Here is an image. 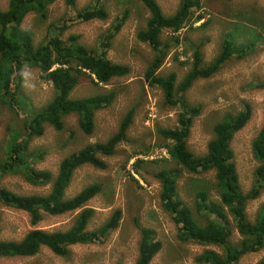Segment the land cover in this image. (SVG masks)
<instances>
[{"label":"rangeland","instance_id":"1","mask_svg":"<svg viewBox=\"0 0 264 264\" xmlns=\"http://www.w3.org/2000/svg\"><path fill=\"white\" fill-rule=\"evenodd\" d=\"M101 1L107 14L104 19L81 20L77 17V12L94 0H75L74 7L66 5L64 0H55L47 7L45 18L30 12L23 19L22 27L33 31L35 45L55 33H61L60 38L64 41L71 35H77L78 42L89 50L105 53L104 57L111 62L130 67L128 74L113 77L107 84H95L94 78L92 80L88 74L80 75L70 92L71 98L114 90L115 99L109 106L95 111L90 134L80 128L76 113L63 117L61 130L45 123L41 135L27 140L26 162L29 168L49 170L52 176L56 175L63 157L88 143L106 140L117 130L125 113L133 108L126 140L117 145L113 155L101 156L106 168L83 164L74 170L64 192L65 198L72 197L92 183H99L102 188L81 208L59 215L41 212L40 221L33 225L26 212L0 203V240H20L34 228L66 230L84 207L94 210L87 225L88 231L100 228L116 209L121 212L118 225L92 242L69 245L65 256L41 247L32 256H1L0 264H134L140 240L139 226L154 230L155 238L161 243L149 264H205L195 258L203 250L221 252L222 247L179 240L178 225L162 206L161 184L155 177L163 168L178 167L170 159L167 147L170 141L158 131L177 126L181 109L179 105L170 106L162 90L149 86L144 79L145 69L154 52L148 43L136 38V33L145 28L149 12L140 0ZM156 1L165 15L173 14L179 4V0ZM200 3L199 8L193 9V18L188 25L177 32L162 31L161 39L169 44V48L156 73L164 76L174 72L178 84L191 67V55L196 46L201 45L203 62L208 63L220 52L223 38L228 36L232 39L237 50L212 75L195 80L184 94L189 105L200 106L199 114L190 126L187 148L194 155L203 156L208 141L214 136V124L225 114H235L248 104L251 116L231 140L239 183L246 192L252 186L257 166L251 142L264 120V88L258 86L264 82V0H200ZM7 5L8 0H0L1 9L5 10ZM124 11L127 18L107 40V31L112 29ZM202 23H205L203 27L200 26ZM177 34L187 37V40L174 44L171 37ZM101 42H107L108 47H102ZM43 75L36 66L25 64L13 108L0 98V161L6 154L7 144L21 135L24 116L46 105L54 96L52 83ZM39 151L43 152L42 157L37 156ZM136 159H142L138 166L134 164ZM181 171L182 175L177 180L178 194L203 224V215L195 213V192L206 190L210 198L218 199L214 170L193 173L181 168ZM51 183L33 185L26 181L23 172L0 175V187L24 195L46 194ZM263 208L264 187L256 198L247 201V218L254 222ZM240 238L234 223L231 224L229 243L237 244ZM263 256L264 246L242 255L236 264H256Z\"/></svg>","mask_w":264,"mask_h":264},{"label":"trees","instance_id":"2","mask_svg":"<svg viewBox=\"0 0 264 264\" xmlns=\"http://www.w3.org/2000/svg\"><path fill=\"white\" fill-rule=\"evenodd\" d=\"M54 1L8 0L7 8L5 10L0 8V98L7 106L13 108L25 64L39 68L43 76L52 83L55 91L46 105L24 116V129L21 135L7 144L6 154L0 161V175L6 172H23L26 181L33 185H43L52 181L51 188L46 194L24 195L0 187V203L26 212L33 225L40 221L41 212L59 215L79 209L101 191L99 183H92L72 197H64L65 189L77 167L89 164L99 169L106 168L101 156L113 155L117 145L126 140V132L134 113L133 108L129 109L121 119L117 130L106 140L88 143L63 157L56 175L52 176L49 170L29 168L26 162L27 140L32 136L41 135L45 123L52 125L56 130H61L63 117L76 113L78 125L86 134H90L94 126L95 111L109 106L115 99L114 90L71 98L70 92L78 83L80 75L88 74L92 80L94 78L95 84H107L113 77L126 75L130 71L129 66L105 58L104 52L99 54L89 50L78 42L77 35H71L64 41L60 38L61 33H55L35 45L33 31L22 27L23 19L30 12L45 18L47 7ZM64 1L70 7L75 5V0ZM140 1L148 10L149 17L145 28L136 33V38L148 43L154 52L152 60L145 69L144 79L149 86H157L162 90L164 99L170 106L179 105L181 109L177 116V126L158 131L163 138L170 141L167 144L170 159L178 166L163 168L155 175L161 184L162 206L178 225L180 241L222 247L221 252L212 249L203 250L195 258L197 262L236 264L242 255L258 251L264 246V208L258 213L254 222L247 218L245 212L247 201L256 198L264 187V120L251 142V150L257 166L254 170L252 186L245 192L239 183L231 140L251 116V107L248 104H244L235 114H225L214 124V136L208 141L203 156H196L187 148L190 126L193 118L199 114L200 106L189 105L184 94L195 80L212 75L237 50L232 39L225 36L220 52L208 63L203 62L201 45L196 46L191 55L190 69L176 84L174 72L164 76L156 73L169 48V44L163 43L160 35L165 29L177 32L188 25L193 18V9L201 5L200 0H179L176 11L171 15H165L156 0ZM101 2L94 0L92 4L79 10L77 17L81 20L104 19L107 14ZM127 16V12L124 11L117 18V23L107 31V40L121 28ZM204 25L205 23H202L200 26ZM52 27L60 30L59 27ZM183 40L186 41L187 37H180L178 34L171 37V42L174 44ZM101 44L102 47H108L107 42ZM258 86L264 88V82L259 83ZM29 114L31 115L28 116ZM36 154L38 157L43 156L41 151ZM141 162L142 159H136L134 164L138 166ZM181 168L193 173L214 170V186L218 199L210 198L206 190L199 189L195 192L194 209L195 213L205 218L203 224L196 219L192 209L178 194L177 180L182 175ZM93 214L92 208L84 207L66 230L46 231L34 228L26 232L20 240H0V257L32 256L41 247H47L53 253L65 256L69 245L88 243L105 236L117 227L121 217L120 210L116 209L100 228L90 232L87 230V225ZM232 222L241 237L237 244L229 243ZM139 229L140 240L134 264H149L159 251L161 243L155 238L154 230L142 226H139ZM256 264H264V256Z\"/></svg>","mask_w":264,"mask_h":264},{"label":"bare ground","instance_id":"3","mask_svg":"<svg viewBox=\"0 0 264 264\" xmlns=\"http://www.w3.org/2000/svg\"><path fill=\"white\" fill-rule=\"evenodd\" d=\"M53 97V96H52Z\"/></svg>","mask_w":264,"mask_h":264}]
</instances>
